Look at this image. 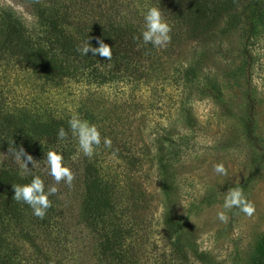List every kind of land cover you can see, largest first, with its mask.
Segmentation results:
<instances>
[{
  "label": "trees",
  "instance_id": "16d2710c",
  "mask_svg": "<svg viewBox=\"0 0 264 264\" xmlns=\"http://www.w3.org/2000/svg\"><path fill=\"white\" fill-rule=\"evenodd\" d=\"M20 1L31 9L34 21L28 25L9 6L0 5V69L12 70L9 74L13 70L28 73L39 93L34 101L20 104L0 87V264H28L26 244L42 252L41 243L48 242L55 230L61 232L52 195L51 207L42 219L26 204L12 199L11 185L29 183L33 173L41 175L46 188L49 186L50 176L42 171V160L53 149L62 153L64 163L81 161V215L95 234L101 260L105 264H143L137 246L141 247L155 198L137 175L148 153L137 147L144 138L133 130L128 111L106 108L93 95L108 85L128 87L139 95L144 90L157 93L166 86L176 93L170 95L177 105L174 114L162 133L153 138L154 151L149 158V163L158 165L162 236L179 264H217L194 238L186 239L190 223L175 209L179 183L172 169L180 162L176 150L181 141L175 131L177 126L194 129L197 123L191 100L193 90L201 84V52L234 32L243 34L247 47L264 26V0ZM149 7L159 8L171 27V42L165 47L136 39ZM89 37L93 47L99 46V38L112 48L110 61L93 57L91 52L88 56L77 52ZM73 86L80 92L76 111H57L50 106L45 97L49 89ZM208 89L216 96L213 87ZM74 114L96 125L101 133V143L91 157L79 150L69 129ZM61 127L68 133L64 140L57 138ZM245 127L249 133L252 120L247 119ZM105 137L111 140L110 146L104 144ZM21 147L34 160V168L28 163L33 173L13 156ZM108 157L113 165H122L121 172L103 167L108 165ZM58 240L55 236L54 241ZM261 259L252 264H261Z\"/></svg>",
  "mask_w": 264,
  "mask_h": 264
},
{
  "label": "rangeland",
  "instance_id": "374dc122",
  "mask_svg": "<svg viewBox=\"0 0 264 264\" xmlns=\"http://www.w3.org/2000/svg\"><path fill=\"white\" fill-rule=\"evenodd\" d=\"M0 5L9 6L26 24L33 23L31 9L20 0H0ZM245 43L243 34L234 32L220 37L211 50L201 52L204 53L201 84L193 90L191 100L197 123L194 129L177 126L175 131L181 137L176 150L180 162L172 169L179 183L175 209L184 222L190 223L186 239L194 238L217 264H252L261 255L264 264V26L247 47ZM3 70L0 69V87L9 99L24 104L38 98L39 90L28 73L13 70L9 74L12 70ZM209 87L215 89L216 96L209 92ZM157 91L144 90L140 96L128 87L108 85L93 95L106 108L126 109L133 130L144 138V145L139 143L137 147H143L148 154L142 158L143 170L137 178L146 183L155 201L143 228L141 247L137 246L142 263L179 264L163 240L158 165L155 161L154 165L149 163L154 151L153 138L162 133L174 114L177 105L170 95L175 97L176 93L170 86ZM79 93L73 86L66 90L49 89L45 97L57 111H76ZM247 119L252 120L249 133L245 127ZM111 158L103 167L121 172L122 165H113ZM219 162L224 163L227 175L213 171V164ZM64 164L74 176L70 185L64 181L56 184L49 178V186L58 189L52 196L61 232L55 230L48 242L41 243L42 252L37 253L26 244L28 264H105L95 234L81 215L84 197L81 161ZM234 186H240L253 203L252 216L221 207L223 193ZM218 211H226V221L217 218ZM55 236L58 241H54Z\"/></svg>",
  "mask_w": 264,
  "mask_h": 264
},
{
  "label": "clouds",
  "instance_id": "9594fccd",
  "mask_svg": "<svg viewBox=\"0 0 264 264\" xmlns=\"http://www.w3.org/2000/svg\"><path fill=\"white\" fill-rule=\"evenodd\" d=\"M170 33L171 27L163 19L160 9L149 7L143 14V28L136 39L142 40L144 44H151L153 47H165L171 42ZM97 44L99 45L98 47H93L89 37L81 42L77 47V52L82 56H88V53L91 52L93 57L98 55L110 61L113 55L112 48L99 38H97ZM68 126L72 136L78 141L79 150L85 156L91 157L95 147L101 143V133L96 125L80 118L78 114H74L69 119ZM67 135L68 133L63 127L57 132L58 140H64ZM103 142L106 146L111 144V140L107 137L104 138ZM13 156L22 162V167L27 172L33 173V170H29L28 163L31 162L33 164L34 160L31 155L25 153L22 147L16 148ZM42 161L44 162L42 171L46 175L51 176L56 184L61 181L71 184L74 176L71 169L65 166L62 153L54 149L49 150ZM212 167L215 173L227 175V169L223 162L214 163ZM11 186L14 193L12 199L17 203L26 204L32 210V214L41 219L46 215L47 209L51 207L49 196L56 194L58 191L54 185L46 188L45 181L41 175L34 173L29 183L13 184ZM223 196L221 207L224 210L236 209L247 216H252L255 212L253 203L246 197L244 190L240 186L230 187L223 193ZM217 218L221 221H226L228 218L226 211H218Z\"/></svg>",
  "mask_w": 264,
  "mask_h": 264
}]
</instances>
